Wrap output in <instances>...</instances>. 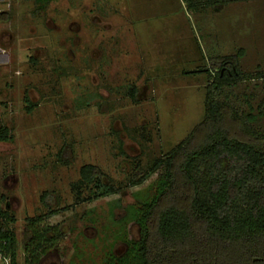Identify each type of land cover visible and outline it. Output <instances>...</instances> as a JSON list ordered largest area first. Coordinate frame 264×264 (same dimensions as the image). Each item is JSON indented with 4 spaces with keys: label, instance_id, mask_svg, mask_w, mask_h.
I'll return each instance as SVG.
<instances>
[{
    "label": "rangeland",
    "instance_id": "374dc122",
    "mask_svg": "<svg viewBox=\"0 0 264 264\" xmlns=\"http://www.w3.org/2000/svg\"><path fill=\"white\" fill-rule=\"evenodd\" d=\"M240 48L242 70L264 69V0L196 15L183 0H0V127L11 137L0 140V211L15 219L17 264L27 218L50 209L66 235L39 264H103L139 239L136 209L164 180L158 169L130 186L132 174L202 120L209 55ZM254 83L253 112L264 98V80ZM245 87L234 93L247 111ZM86 164L120 193L94 198L91 184L78 201L72 184ZM242 168L232 159L208 174L235 179Z\"/></svg>",
    "mask_w": 264,
    "mask_h": 264
},
{
    "label": "trees",
    "instance_id": "16d2710c",
    "mask_svg": "<svg viewBox=\"0 0 264 264\" xmlns=\"http://www.w3.org/2000/svg\"><path fill=\"white\" fill-rule=\"evenodd\" d=\"M183 1L196 15L261 0ZM243 56L242 48L209 55L207 68L199 69L209 78L203 118L164 157L132 174L130 186L141 184L158 169L164 181L151 201L136 209L139 239L128 236L125 251L121 255L109 252L103 264H264V98L259 99L255 112L250 104V88L256 87L255 80H264V69L242 70ZM242 83H246L247 91L241 97L247 111L237 106L239 97L234 93ZM130 93L136 101L134 87ZM28 103L30 110L32 103ZM10 138L8 129L0 127V140ZM232 159L243 163L241 177H209L212 170L227 172ZM245 179L252 186L246 188ZM91 184L97 192L94 198L121 190L97 166L86 164L72 184L78 201L86 200L79 190ZM47 198L46 193L41 196L46 205ZM57 212L50 209L44 216L27 218L25 264H39L66 235L59 223L49 224ZM0 220V260L17 264V238L11 227L15 219L6 210L0 211Z\"/></svg>",
    "mask_w": 264,
    "mask_h": 264
}]
</instances>
